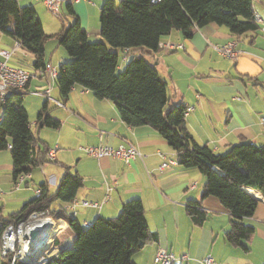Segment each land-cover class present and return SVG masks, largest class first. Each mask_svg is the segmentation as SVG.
I'll list each match as a JSON object with an SVG mask.
<instances>
[{
    "label": "crops",
    "instance_id": "0c3cea01",
    "mask_svg": "<svg viewBox=\"0 0 264 264\" xmlns=\"http://www.w3.org/2000/svg\"><path fill=\"white\" fill-rule=\"evenodd\" d=\"M36 1L18 0V3L32 6L46 35L51 36L44 42L46 63L57 67L67 60L59 51L60 45L54 35L76 20L86 32L88 41L100 39L99 10L104 0L62 2L58 15L47 8L50 13L39 10ZM252 6L264 22V0H252ZM230 40L236 42V59L223 57L212 48ZM50 41L54 42L53 51L60 52L55 60L53 52L46 57ZM162 41L183 44V48L167 50L160 47L157 52H139L146 55L157 66L156 69H161L165 79L162 78L168 85L169 103L173 100L170 106L193 107L184 118L194 140L215 153H222L230 145L242 141L264 147V32L258 31L254 39L249 36L236 39L225 27L209 23L195 28L189 38H185L181 31L173 30ZM12 43L9 38L0 40L2 47H10ZM29 55L20 48L11 63L33 70V57L28 61ZM46 87V79L37 76L28 82L23 95ZM50 97L52 99H46L42 107L46 104L49 114L60 121L59 127L38 128L35 115L29 125L30 129L34 125L38 139L47 148L57 145L53 166L46 165L45 175L38 167L33 169L30 177L15 189L10 149H0V218L6 219L32 200L40 183L45 182L53 191L68 166L70 172L82 178L76 198L100 203L99 208H78L75 220L82 226L89 225L98 216L114 217L120 212L123 202L141 199L148 228L156 239L133 254L136 264H153L159 247L176 256L175 264H203L202 259L206 256L212 257L216 264H264V198L260 193L250 192L258 200V205L254 215L245 220L255 229L251 239L244 242L248 249L230 245L223 236L229 228V212L214 196L201 199L204 175L197 168L179 164L175 152L157 131L149 126L125 124L113 102L98 100L90 90L80 85H75L68 98L60 101L53 84ZM51 102L62 103L56 104L61 110L50 112ZM42 107L37 105L38 112ZM123 139L135 145L145 155L144 159L138 158L126 165L116 158L96 159L78 149L82 145L117 146ZM158 151L175 159V164L159 171L162 160ZM107 193L109 199L105 201ZM190 201H199L200 209L206 214L199 225L188 215ZM60 204L57 201L54 206ZM74 237L75 233L67 221L57 233L54 255L69 247ZM3 262L0 255V264Z\"/></svg>",
    "mask_w": 264,
    "mask_h": 264
},
{
    "label": "trees",
    "instance_id": "16d2710c",
    "mask_svg": "<svg viewBox=\"0 0 264 264\" xmlns=\"http://www.w3.org/2000/svg\"><path fill=\"white\" fill-rule=\"evenodd\" d=\"M257 18L252 0H104L99 10V40L88 41L78 20L54 35L70 58L61 62L54 82L60 101L80 85L98 100L113 102L125 124L157 131L175 152L179 164L197 168L204 175L201 199L214 196L219 200L230 215L224 239L244 249H248L244 242L255 231L245 220L254 215L258 205L247 189L264 198V147L242 141L215 153L198 144L186 127V107L169 105L167 82L155 65L137 52H157L159 41L171 31L179 30L189 38L195 28L209 23L225 27L236 39H254L260 31ZM1 36L18 41L20 48L32 55L33 69L45 68L44 42L51 36L46 35L32 6H22L18 0H0ZM119 54L129 57L117 72ZM22 97L12 93L5 104L0 103V149H10L14 179L52 162L46 158L47 146L30 129ZM36 124L38 128H58L60 121L49 114L45 104ZM81 185L82 178L67 166L53 191L45 182L40 183L39 194L0 219L7 225L22 221L32 212L67 217L75 233L73 242L45 264H136L133 254L156 239L148 228L141 199L123 202L114 217L98 216L82 226L63 209L65 203L76 198ZM57 201L61 204L55 207ZM187 212L197 225L206 218L199 201H190ZM3 264H9L8 260Z\"/></svg>",
    "mask_w": 264,
    "mask_h": 264
},
{
    "label": "built area",
    "instance_id": "2783aa9c",
    "mask_svg": "<svg viewBox=\"0 0 264 264\" xmlns=\"http://www.w3.org/2000/svg\"><path fill=\"white\" fill-rule=\"evenodd\" d=\"M40 1L49 11L54 15L59 14V6L62 2H78L81 0H37ZM92 2V0H90ZM158 1V0H152ZM260 25V30L264 32V22L261 18H257ZM158 47L167 50L182 49L183 44L173 43L170 41L160 40ZM212 48L220 55L226 58L236 59L238 51L236 49V42L234 40L227 41L223 45H214ZM20 49L18 41H13L10 47H2L0 45V103L5 104L8 95L12 93L23 94L28 82L37 76L43 77L47 81V87L41 91L33 92L36 95L45 97L47 100H51L50 90L58 75L59 67L52 66L46 63L44 69L29 70L21 65L11 63L15 53ZM57 105L62 103L57 102ZM193 107H186L184 116L192 110ZM264 122V118H262ZM57 145L52 148H48L46 158L49 161H53L55 158V152ZM78 149L82 150L88 156L96 159H102L106 157L116 158L122 161L126 165H130L136 159L143 160L145 155L142 154L138 148L133 145L127 139H123L117 146H111L108 144L97 145H82L78 146ZM162 162L158 166V170L162 171L169 165L175 164V159L167 158L162 152H157ZM45 164L39 165L38 168L43 175L46 173L44 168ZM149 173V172H148ZM30 174H19L15 178L14 188L17 189L24 181L29 178ZM108 191L110 188H107ZM35 194L40 193L39 187L35 188ZM107 191V192H108ZM109 199V193L104 197V200ZM93 207L99 208L100 203L88 200L74 198L70 202L63 205V209L70 218H75L78 212V208ZM67 224L64 218H57L47 212H32L25 219L16 224L3 225V221L0 219V255L4 260H8L9 264H45L46 260L54 255V250L57 247L56 238L59 230ZM69 225V224H68ZM68 227V226H66ZM35 231L37 235L31 236V233ZM56 255V254H55ZM187 258V256H182ZM177 260L176 256L166 250L163 247H159L153 257V264H175ZM203 264H216L212 257L206 256L202 259Z\"/></svg>",
    "mask_w": 264,
    "mask_h": 264
},
{
    "label": "rangeland",
    "instance_id": "374dc122",
    "mask_svg": "<svg viewBox=\"0 0 264 264\" xmlns=\"http://www.w3.org/2000/svg\"><path fill=\"white\" fill-rule=\"evenodd\" d=\"M21 0H19V2H20ZM36 7L40 10V9H42V10H44V11H47V12H49L47 9H46V7L40 2V1H36ZM50 13V12H49ZM8 38L6 37V36H1V38H0V40L1 41H5V40H7ZM48 40H50V39H48ZM54 42H52V41H50V42H48L47 43V49H46V57L47 56H49L50 55V53L51 52H53V54H54V60L55 59H57V57L60 55V50L63 52V54H64V57L67 59V60H69L70 58L68 57V55H67V53H66V51L64 50V48L62 47V46H60L59 48V51H53L54 50V46H52V44H53ZM51 47V48H50ZM21 51V50H20ZM19 51V52H20ZM138 54H140V52H137ZM145 59H147V60H149L148 58H147V56L146 55H142ZM31 55H29L28 56V61H30V59H31ZM129 56H127V58H128ZM127 58H126V55L124 56V54H119V59H118V65H119V68L117 69V72H119L120 70H122L123 68H124V66H125V64H126V62H127ZM28 63H30V62H28ZM48 64H51V63H49V62H47ZM155 67H157L156 65H155ZM158 70V73L160 74V76L161 77H163L164 79H165V77L163 76V73L161 72V69L160 68H157ZM168 96H170V94H169V92H168ZM46 100V98L45 97H43V96H40V95H36V94H26V95H23V97H22V105L25 107V109L27 110V112H28V115H29V117H30V119H29V121H30V125H31V123H32V117H33V115H35V116H37V113H38V110H39V108H41L42 107V105H43V102ZM172 102H173V100H171V102L169 103V105H171L172 104ZM50 104V112H54V111H57V110H61V108H59V106H57L56 104H54L53 102H51V103H49ZM37 105H39V108H37ZM169 105H167V107L169 106ZM1 112V111H0ZM44 130H50V129H48V128H43ZM32 132H34L35 133V131H34V125L32 124ZM47 141V140H46ZM48 163H46L45 164V166H44V168L45 169H47V167H46V165H47ZM49 164H51V166H49V167H51L52 168V162H49ZM37 169V168H36ZM35 169V170H36ZM39 169V168H38ZM106 217H108V216H106ZM65 219L66 220H68V218L67 217H65Z\"/></svg>",
    "mask_w": 264,
    "mask_h": 264
},
{
    "label": "water",
    "instance_id": "95a60500",
    "mask_svg": "<svg viewBox=\"0 0 264 264\" xmlns=\"http://www.w3.org/2000/svg\"><path fill=\"white\" fill-rule=\"evenodd\" d=\"M36 235H37V232H35V231H33V232L31 233V236H32V237H35ZM53 256H54V255H53ZM51 257H52V256H51ZM48 259H49V258H48ZM48 259H47V260H48ZM47 260H46V261H47Z\"/></svg>",
    "mask_w": 264,
    "mask_h": 264
},
{
    "label": "bare ground",
    "instance_id": "6f19581e",
    "mask_svg": "<svg viewBox=\"0 0 264 264\" xmlns=\"http://www.w3.org/2000/svg\"><path fill=\"white\" fill-rule=\"evenodd\" d=\"M247 190H248L249 192H251V193L253 192V191H252V190H250V189H247ZM252 194H253V193H252ZM255 196H256V195H255Z\"/></svg>",
    "mask_w": 264,
    "mask_h": 264
}]
</instances>
